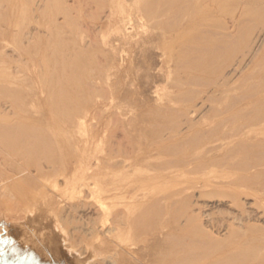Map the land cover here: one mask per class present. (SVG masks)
<instances>
[{"label":"rangeland","instance_id":"374dc122","mask_svg":"<svg viewBox=\"0 0 264 264\" xmlns=\"http://www.w3.org/2000/svg\"><path fill=\"white\" fill-rule=\"evenodd\" d=\"M18 1L19 12L17 11L16 13V19L17 27L19 28L13 27L11 34L6 36H3L0 32V81L4 83L12 81L18 87L17 91L11 96L10 94H3L0 97V116L5 118H0V122L11 124L10 129L19 130L23 133L26 132L23 126H29V129L26 127L25 129L30 130L31 132L28 131V133H32L33 137L37 139L29 155L32 154L31 157L35 158L33 160L34 164L37 161L36 164L40 167L44 169L47 167L45 170L57 167L58 164L54 161L62 153L59 150V145H65L67 142L77 143L79 140L81 141L79 142L80 145L87 141V147L83 152L84 158L90 156L94 161L95 159L100 160L107 157V155H112L117 161L118 159L119 161L123 159L122 161L125 162H118L121 165L126 164L124 165L125 167L113 169V172H111L112 167L106 166V164L102 165V172L111 176L106 182V187L115 188L118 195L117 198H113L110 192L101 191L97 204L108 206L113 200L116 203H121L125 199H132L130 196L133 199L134 196L140 198L143 196L145 207L140 211L135 207L132 211L136 213L135 215L145 220V226L127 233L128 236L123 233L121 234L122 236L112 238V241L105 244L109 245L105 254L98 256L102 260L89 256L82 248L90 244V233L88 230L86 231V226H88L86 222L92 220L95 214L89 212L90 215L87 213L88 215L83 216L76 213V209H74L75 212L72 210L69 215L64 210L71 202V205L73 204V200L78 195H86V190L87 194L92 191L95 192L103 183L90 179L87 182L91 186H81L79 189L76 188L77 190L75 191L72 189L74 191L72 193V190L67 189L69 187L63 186L64 177L61 173L62 171L58 170L55 174L50 173L46 177L45 175H37V179L34 176L32 181L25 183L23 189L16 188L11 184L12 182L3 185L1 183L3 178L13 174V162L15 161L16 163L17 159L15 158H17L18 152L11 149L9 142L6 144L4 135H2L4 139L0 135V264H90V261L92 264L97 261V264H100L101 261L102 264H109L108 261L113 262V264H119L123 262V258L124 264H157L159 259L163 263V261H166V257H172L171 253L175 255L173 257L180 261L183 260L182 258H186V260L178 264H186L185 261L187 262L191 259L188 264L193 262V264H264V180L262 179L264 178V172L252 179L255 183L243 187L244 189L240 187L243 190L240 188V190L238 188H219L218 186H209L202 183V181H206L211 182V184H220L239 173V171L236 172L232 168L231 170L230 167L225 165L215 167L203 157L209 145L220 144L224 141L230 142L243 137V134L238 135L231 132H237L241 128L246 129L249 116L247 114H244V116L237 114L236 110L239 108H247L249 110L251 105L246 102L250 98L246 99V97L250 92L259 93L264 88V38L259 41L258 50L251 54L253 56L245 57L243 64L239 68L240 70L227 74L229 75L228 84H231L228 91L222 94L220 92L215 93V97H212L213 101L211 99L204 101L201 110L204 116L202 120L197 122L196 129L185 140L186 145H182L177 152L173 149L170 153H164L159 156L158 149H162L161 145L153 140L156 135L170 131V124L183 121L181 119L184 118V115L181 114L184 108L194 105L199 107L202 104L201 102H203L207 90L206 80L213 77L215 69L219 73H228L229 71L225 68V65L238 57V55L241 56L240 54L244 50H247V47L251 44L250 39L264 26V0H251V4L244 6L245 11L240 17L238 9L234 6L231 8L230 4L226 2V6L229 8L226 14L218 15V19L216 17L212 18L211 21L213 22L211 23L210 20L198 22L200 24L197 23L196 26H199L200 29L199 27L197 29L194 25L192 38H189L188 35H179L177 38H173L175 41L169 39L168 36L179 28H183V25L188 27L189 24L187 22L183 23L181 19L185 21L183 17L191 13L189 11L195 4L194 0H145V5L149 7L148 10L145 11L143 16H138L127 25L125 29L118 28L113 22L108 23L105 18L108 14L107 8L97 4L96 1L92 2L91 0L88 6L86 3V7H84V4L80 10H75L71 8L72 5H69L70 3L73 4V0H48L47 9L53 4V6L60 4V6H63L64 2H66L69 5L68 13L66 12L68 19L65 23H61L64 20V13L57 14L56 17L58 19L55 22L49 18L48 10L43 15L40 11L33 13L29 11V3L24 4L21 0ZM147 1L151 3L152 7ZM1 4L0 15L6 9V5L4 3ZM216 5L218 4L215 3L212 8H215ZM153 6L155 7L153 8ZM169 7L170 9H168ZM252 7L253 9H251ZM158 9L160 12L157 11ZM158 12L159 14H155V16L154 13ZM174 12L176 13L175 15H173ZM164 13L170 15L167 18V22H165ZM231 15L240 18L239 30L236 32L237 42L235 44L230 45L228 43L229 45L227 44L226 47L227 42L225 40L212 41L205 36L211 31H218L222 25L230 27L231 18L229 17ZM150 16L151 18H147ZM243 17L246 19L243 20ZM31 18L36 21L34 27L35 40L28 43L24 38L30 27L29 21ZM146 18L148 19L147 21ZM152 18H157L156 20L162 18L159 27L155 26L153 22V24L151 23L150 20ZM57 23L61 25H56ZM217 24L219 25L217 26ZM228 30L231 31L232 28L230 27ZM88 31L91 33H88ZM84 32L87 33L85 34ZM114 36L121 37V44L118 42L115 44L116 47H111L108 44L109 38ZM163 36L167 39L166 43H163ZM89 40H91V45L88 43L90 42ZM78 44H85V47H83L85 55L78 58L68 56L66 54L67 51L74 45L79 46ZM236 46L237 48L235 49ZM255 48L257 49L256 46ZM183 51L184 54H182ZM218 53L224 55L221 60H217L214 57ZM248 57L250 58L249 61ZM113 61L114 63H111ZM216 65L217 67H214ZM82 66L83 69L86 68L85 71L91 72L86 74V71L84 73ZM73 67L77 69L75 70ZM89 67L90 69H88ZM14 69H17V71ZM78 69L82 71H78ZM74 70L76 73H73ZM260 80H262V83ZM262 93L264 92L262 91ZM84 103H90V106L91 104L93 105L91 106L90 114L88 113L83 119V125L75 124L70 126L62 122V117ZM76 104L78 105L77 107ZM207 105H210V107ZM227 108L230 110L226 112ZM28 116L31 117L29 118ZM224 117L226 118L225 120H223ZM219 120H222L221 124ZM222 123L225 124L226 135L224 137L213 135L220 129ZM238 125L242 126H239L240 128L237 130ZM32 128L35 129L33 130ZM254 128L255 131L258 130L260 132L258 136L263 135L264 125H257ZM199 132L201 134L209 133L214 138L212 137L209 144L199 142ZM85 139L86 141H84ZM88 147L89 149L87 150ZM205 147L207 148L205 149ZM125 149L129 150L126 151ZM125 151L130 153L128 154ZM195 154H197L196 158L193 159ZM180 156L186 160L184 167V164L177 162L176 158ZM125 157L127 158L124 159ZM241 157L242 151L237 148L232 158L240 159ZM166 162H168V165L172 163L171 165L173 166L168 167L164 164ZM162 166L163 168H160ZM129 169H132L130 170L132 174ZM124 170L125 173L123 174ZM230 170L232 173L235 170V174H231ZM161 172L165 173L167 178ZM171 172L175 180H171ZM229 175L230 177H228ZM161 176L165 177L161 178ZM166 179H169L167 180V182L169 181L168 183L165 182ZM182 180L184 183H182ZM126 188H129V190L133 188L129 191V195L126 194ZM76 192H79V194ZM234 200H240L241 208L237 209L232 206ZM78 201L76 199L74 203L77 204ZM75 204H73V207L76 206ZM28 206L31 207L28 208ZM24 209L25 211H23ZM190 210L194 211L193 214H198L200 210L205 214L198 216L192 223L184 224L183 214ZM246 210L250 212L251 220L249 224L254 229L252 231L245 230L244 233H234L232 228H228L234 216L233 214H243ZM20 215L22 219L19 218ZM109 219H112L110 214L105 216V218L101 216L96 219V223L99 227H106L112 222ZM196 223H200L199 226L205 229V234L214 241L206 242V239H203L202 236L200 238L198 235L195 237L200 242L197 241L194 245H183L182 236L189 232ZM80 225L81 227H78ZM165 225H170L172 228L168 231L167 237L159 231ZM74 226L75 228H73ZM173 228H176V230H173ZM75 229H77L76 232ZM81 230H85L87 234L85 231V235L82 234L83 231ZM163 230L164 233L165 231L167 232V229L164 228ZM153 234L159 236L163 245H151L150 237ZM71 238L74 240H71ZM83 243L84 245H82ZM142 246H145L143 251H141ZM216 249L217 256L229 260L224 259L218 263L207 262L208 254H213V250L215 252ZM126 250L130 252L127 253ZM86 255L87 257H85ZM204 255L206 256L205 258L203 257ZM238 261L239 263H237Z\"/></svg>","mask_w":264,"mask_h":264},{"label":"bare ground","instance_id":"6f19581e","mask_svg":"<svg viewBox=\"0 0 264 264\" xmlns=\"http://www.w3.org/2000/svg\"><path fill=\"white\" fill-rule=\"evenodd\" d=\"M47 1L48 0H21V2H24V4L26 3H29V11L30 12H38L40 11L43 14H45V11L48 10V16L51 20H54L55 22L57 21V17L56 15L57 14H61V13H64V17L62 20L61 23H65V21H67V9L69 7V5L71 6L72 5V9L74 8L75 10H80V8L85 4L84 7H86V3H87V6L88 4L91 2V0H73V4L70 3L69 5L66 4V2H64L65 4L63 6H51V7H48L47 9ZM95 2L103 7H106L107 10H108V14L105 16L106 20L108 23H111L113 22L114 24L117 25L118 28H123L125 29L127 25H129L131 22H133L138 16H143L145 14V11L148 10V6L145 5V0H115V1H111L110 0H92V2ZM195 1V4L192 6V9L191 13L189 14H186L185 17H183L185 19V21H183V19H181V21L184 23H188V27H184V25L182 26L183 28H179L177 31H175L172 35L168 36L169 39H171L172 41L174 40L173 38H177V36H182V35H188L189 38H192V30L194 29V25L195 27L196 24L198 22H207L208 20H210V23L213 22L211 21L212 18L216 17V19L219 18L220 15H224L226 14L227 12V9H229L227 6H226V2L230 4V7L233 8L236 7L238 9V15L240 17V15L245 11V7L246 5L248 4H251V0H194ZM254 1V0H253ZM257 1V0H255ZM18 0H0V6L2 5L1 3H4V5H6V9L4 10L3 14L0 15V32L3 36H6L8 34H11V31L13 29V27H17V19H16V13L18 11ZM149 3V1H147ZM170 2V1H169ZM171 3V2H170ZM218 4L215 6V8H212V6L214 7V5ZM59 4V3H58ZM258 4V3H257ZM263 4V3H262ZM49 5V4H48ZM55 5H57V3H55ZM68 5V6H67ZM149 5H151V3H149ZM154 5V4H153ZM254 5V3H253ZM252 5V6H253ZM256 5V4H255ZM261 5V4H260ZM259 5V6H260ZM146 6V7H145ZM169 6V5H168ZM171 6V5H170ZM226 6V7H225ZM257 6V5H256ZM91 7V6H90ZM102 7V8H103ZM152 7V5H151ZM150 7V8H151ZM155 6H153L154 8ZM174 7V6H173ZM70 8V9H71ZM92 8V7H91ZM95 8H96V5H95ZM175 8V7H174ZM2 9V6L1 8ZM83 9V8H82ZM170 9V7L168 8ZM253 9V7L251 8ZM73 10V11H75ZM184 10V9H183ZM255 10V9H254ZM253 10V11H254ZM82 11V10H81ZM80 11V12H81ZM157 11L160 12V10L158 9ZM174 11V10H173ZM19 12V11H18ZM39 12V14H40ZM67 12V13H66ZM76 12V11H75ZM83 12V11H82ZM152 12V11H151ZM150 12V13H151ZM154 12V11H153ZM158 13H154L155 14H159ZM166 13H168L167 11H165ZM237 12V11H236ZM252 12V11H251ZM70 13V12H69ZM84 13V12H83ZM107 13V12H106ZM105 13V14H106ZM149 13V14H150ZM178 13V12H177ZM188 13V12H187ZM235 13V12H234ZM233 13V14H234ZM249 13V12H248ZM253 13V12H252ZM256 13V11H255ZM254 13V14H255ZM258 13V11H257ZM147 14V12H146ZM165 14V13H164ZM176 13L174 12L173 15H175ZM232 14V15H233ZM246 14V13H245ZM244 14V15H245ZM63 15V14H62ZM172 15V16H173ZM180 15V14H178ZM184 15V14H183ZM219 15V16H218ZM229 17L231 18L230 20V27L232 28V30H228V28L230 27H227V26H224L222 25L220 27V29L218 30L217 26L219 24H217V28L216 30L218 31H211L209 32L207 35H205L209 40H225L227 43H226V47H227V44L229 43L230 45L232 44H235L237 42V39H236V32L237 30H239V26H240V18H236L237 17V14L235 13L234 15H236V17L232 16ZM252 15V14H251ZM260 15V14H259ZM36 16V15H35ZM60 16V15H58ZM149 16V15H148ZM156 16V15H155ZM170 15H166L165 14V22H167V18L169 17ZM218 16V17H217ZM261 16V15H260ZM160 17V15H159ZM175 17V16H173ZM177 17V16H176ZM222 17V16H221ZM228 17V16H226ZM35 18V17H34ZM34 18H31V20L29 21V24H30V27L29 29L27 30V32L25 33V38L26 41L28 43H31V42H34L33 40H35V32H34V27H35V22L34 21ZM147 18H151L150 17H147ZM146 18V21L148 20ZM228 18V19H229ZM244 18V17H243ZM259 18V17H258ZM261 18V17H260ZM157 19V18H156ZM156 19H151V23L153 22L155 26H158L161 24L160 19L159 20H156ZM173 19V18H172ZM225 19V18H224ZM246 18H244L243 20H245ZM168 20H171V19H168ZM220 20V19H219ZM242 20V19H241ZM242 20V21H243ZM54 21H52L53 23H55ZM176 21V20H175ZM149 22V21H148ZM220 22H222L220 20ZM22 23V22H21ZM67 23V22H66ZM78 23V22H77ZM150 23V22H149ZM148 23V24H149ZM150 23V24H151ZM152 23V24H153ZM176 23V22H175ZM60 23H57L56 25H58ZM171 24H173L171 22ZM200 24V23H198ZM203 24V23H202ZM246 24V23H245ZM22 25V24H21ZM53 25V24H52ZM61 25V24H60ZM80 25V24H79ZM88 25V24H87ZM169 25V24H168ZM86 26V25H85ZM171 26V25H169ZM52 27V26H51ZM89 27V26H87ZM154 27V26H153ZM173 27V26H172ZM176 27V26H175ZM199 27V26H198ZM197 27V29H198ZM19 28V27H17ZM56 28V27H55ZM81 28V27H80ZM79 28V29H80ZM214 28V27H213ZM212 28V29H213ZM78 29V30H79ZM88 29V28H86ZM195 29V30H197ZM200 29V27H199ZM85 30V29H84ZM207 31H209L208 29H205ZM17 31V30H16ZM77 31V30H76ZM194 31V30H193ZM204 31V30H203ZM40 32V31H39ZM70 32V31H69ZM202 32V30H201ZM241 32V31H240ZM257 32V31H256ZM49 33V32H48ZM56 33V32H55ZM85 33V32H84ZM87 33V32H86ZM85 33V34H86ZM88 33H91L88 31ZM153 33V32H152ZM151 33V34H152ZM157 33V32H156ZM60 35V34H59ZM89 35V34H88ZM93 36V35H92ZM58 37V36H57ZM90 37V36H89ZM195 37V36H194ZM23 38V37H22ZM86 38V37H85ZM91 40L92 37H90ZM89 38V39H90ZM241 38V36H240ZM264 38V26L261 27V29L258 31V33L252 37L250 39V42L251 44L249 45V47H247V50L243 53H241L238 57H236L235 59H233L232 61H229L226 65H225V68L228 69V73H219L217 71V69H213L214 70V73H213V77H211L209 80H206V95H205V98H203V102H201L202 104L199 106V107H196V105L192 106V107H187V108H184L182 110V114L181 115H184V118L181 119L183 121H181V123H172L170 124V131H168L167 133L163 134H159L158 136L156 135L155 136V142H157L158 144L161 145V148L162 149H158L159 150V156L163 155L164 153H170L171 150L174 149L175 152H177V150H180L182 145H186V139L188 138V136L196 129L195 126L197 125V122H199L200 120H202L203 118V114L201 112L202 110V106L204 104V101L207 100V99H212V97L214 98L215 97V93H226L228 91V88H229V85L231 84H228V76L227 74H231V73H234L236 71H238V69L241 67V65L243 64L242 62L244 61L245 57L246 56H253L251 54H254L253 52L258 50L259 48V41ZM48 39V38H47ZM163 39V43H166L167 42V39L165 36L162 37ZM168 39V40H169ZM61 40V39H60ZM71 40V39H69ZM87 40V39H86ZM91 40H89L90 42H88L89 44L91 43ZM120 40H121V37L120 36H114V37H111L109 38V46L111 47H116L115 44L116 43H120ZM241 40V39H240ZM75 41V40H74ZM170 41V40H169ZM175 41V40H174ZM24 42V41H23ZM71 42H73L71 40ZM79 42V41H78ZM218 42V41H217ZM241 42V41H240ZM87 43V44H88ZM223 43V41H222ZM26 44V43H25ZM88 44V45H89ZM121 44V43H120ZM228 44V45H229ZM238 44V43H237ZM24 45V43H23ZM79 45V44H78ZM91 45V44H90ZM89 45V46H90ZM94 45V44H93ZM25 46V45H24ZM235 46V45H234ZM255 46L257 47V49L255 48ZM263 46V45H262ZM32 47V46H31ZM83 47H85V44H80L79 46L77 45H74V47H72L70 50L67 51V55L72 57V58H78V57H83L85 55V52H84V49ZM161 47V46H160ZM219 47V46H218ZM225 47V48H226ZM26 48V47H25ZM179 48V47H178ZM216 48V47H215ZM224 48V49H225ZM237 48V46L235 47V49ZM15 49V48H14ZM88 49V48H87ZM163 49V48H162ZM187 50V49H186ZM198 50V49H197ZM262 50V49H261ZM260 50L261 54H262V51ZM174 51V50H173ZM189 51V50H187ZM15 52V51H14ZM91 52V51H90ZM89 52V53H90ZM181 52V51H180ZM190 52V51H189ZM235 52V51H234ZM4 53V52H3ZM12 53V52H11ZM174 53V52H173ZM216 53V52H215ZM179 54V53H177ZM184 54V51L183 53ZM181 54V55H182ZM232 54H233V51H232ZM9 55V54H8ZM7 55V56H8ZM51 55V53H50ZM209 55V54H208ZM97 56V55H96ZM173 56V55H172ZM259 56V55H258ZM65 57V56H64ZM101 57V56H100ZM194 57V56H193ZM203 57V56H202ZM201 57V58H202ZM217 60H221L224 55L221 54V53H218V54H215L214 56ZM229 57V56H228ZM11 58V57H10ZM69 58V57H68ZM96 58V57H95ZM199 58V57H198ZM247 58V57H246ZM249 58V57H248ZM22 59V58H21ZM66 59V58H65ZM104 59V58H103ZM213 59V58H212ZM226 59V58H225ZM77 60V59H76ZM75 60V61H76ZM81 60V59H80ZM79 60V62H80ZM114 60V59H113ZM250 60V58L248 59V61ZM17 61V60H16ZM15 61V62H16ZM70 61V60H69ZM68 61V62H69ZM115 61V60H114ZM111 62V63H114ZM187 61V60H186ZM200 61V60H199ZM215 61V60H214ZM246 61V62H248ZM255 62V60H253ZM253 61H251V63H253ZM71 62V61H70ZM105 62V61H104ZM119 62V60H118ZM178 62V61H177ZM77 63V62H76ZM103 63V62H101ZM117 63V61H116ZM115 63V64H116ZM184 63V62H183ZM216 63V62H215ZM1 64V63H0ZM72 64V63H71ZM83 64V63H82ZM200 64V62H199ZM208 64H209V61H208ZM245 64V63H244ZM25 65V64H24ZM211 65V64H210ZM213 65V64H212ZM215 65V64H214ZM218 65V64H217ZM214 66V67H217ZM16 66V64H15ZM124 66V65H123ZM203 66V65H202ZM87 67V66H85ZM110 67V66H109ZM108 67V68H109ZM125 67V66H124ZM1 68V67H0ZM14 68V67H13ZM75 67H73L74 69ZM81 68V67H80ZM97 68V67H96ZM94 68V69H96ZM126 68V67H125ZM204 68V67H203ZM243 68V66H242ZM77 68H75L76 70ZM82 69H83V66H82ZM86 68H84V73L87 71H85ZM90 69V67L88 68ZM93 69V68H92ZM110 69V68H109ZM124 69V68H123ZM226 69V70H227ZM15 71H17V69H14ZM73 71V73H76V71ZM82 71L81 69H78V71ZM205 70V69H204ZM225 70V71H226ZM240 70V69H239ZM211 71V70H210ZM263 71V70H262ZM72 72V71H71ZM89 71L86 72V74L88 73ZM91 72V71H90ZM89 72V73H90ZM0 73H1V69H0ZM71 74V73H70ZM4 75V74H3ZM10 75V74H9ZM75 75V74H74ZM78 75V74H77ZM26 76V75H25ZM81 76V75H80ZM79 76V77H80ZM88 76V75H86ZM85 76V77H86ZM97 76V75H96ZM92 77V76H90ZM47 78V77H46ZM99 78V77H98ZM199 78V77H198ZM202 78V77H201ZM205 79V78H204ZM74 80V79H73ZM76 80V79H75ZM78 80V79H77ZM201 81V80H200ZM261 83H262V80H260ZM3 82V81H2ZM0 81V97L3 95V94H7L11 96V94H13L14 92L17 91L18 87L16 86V84L12 81H7L6 83H2ZM190 82V81H189ZM67 83V82H66ZM89 83V82H88ZM204 83V81H203ZM191 84V83H190ZM198 84V83H197ZM92 85V84H90ZM182 86V85H181ZM28 89V88H27ZM203 90V89H202ZM262 91L264 92V88L261 89L259 91V93H255V91L253 92H250L249 95L246 97V99L250 98L246 103L251 105L250 106V109L247 110V108H239L238 110H236V113L237 114H241L244 116V114H247L249 117H248V124L246 125V129H239L241 126L238 125L237 127V132H231V133H234V134H238V135H241L243 134V137H240L238 139H235V140H232L230 142H223V143H220V144H212V145H209V147H205V149L207 148V152L206 154L204 155L203 159L205 160H208L209 163H211L213 166L215 167H218V166H222V165H225L227 167H230V169H235L236 172L239 171V173L229 179V180H226L220 184H211V182H206V181H202L203 184H207V185H213V186H218L219 188L220 187H226V188H229V189H234V188H240V187H245L247 185H251L252 183H255L252 179L256 178L259 174L263 173L264 172V133L263 135L261 136H258V130L255 131V128L254 126H257V125H264V93H262ZM201 92V91H200ZM229 94V93H228ZM82 95V94H81ZM80 95V96H81ZM226 95V94H225ZM221 96V95H220ZM241 96V95H240ZM241 97H244V96H241ZM240 97V98H241ZM218 98V97H217ZM82 99V98H81ZM187 100V99H186ZM236 100V99H235ZM77 101V100H76ZM83 101V100H82ZM92 101V99H91ZM215 101H216V98H215ZM12 102V101H11ZM211 102V101H210ZM6 103V102H5ZM8 103V102H7ZM31 103V102H30ZM207 103V102H206ZM229 103V102H228ZM198 104V103H197ZM210 104V103H209ZM7 105V104H6ZM12 105V104H11ZM10 105V106H11ZM70 105V104H69ZM93 104H91L92 106ZM233 105V104H232ZM2 106V105H1ZM78 105L76 104V107ZM90 106V103H84L82 104L81 106L79 105L74 111L72 112H68L64 117L61 118L62 122L63 123H66L67 125H70V126H73L75 124L77 125H81L84 121L83 119L87 116V114L90 112L91 110V107ZM97 106V105H96ZM99 106V105H98ZM210 107V105H207ZM4 107V106H3ZM6 107V106H5ZM238 107V106H237ZM244 107V106H243ZM228 110H230L229 108H227L225 111L227 112ZM11 111V110H9ZM67 111V110H66ZM218 111V110H217ZM224 111V110H222ZM224 111V113H226ZM221 112V111H220ZM219 113V112H218ZM15 114V113H14ZM30 114V113H29ZM90 114V113H89ZM31 115V114H30ZM89 116V115H88ZM234 116V114H233ZM29 117V116H28ZM31 117V116H30ZM29 117V118H30ZM179 117V116H178ZM177 117V118H178ZM207 117V116H206ZM1 119H3L1 116H0ZM228 118V117H227ZM5 119V118H4ZM60 119V118H59ZM226 118L224 117L223 120H225ZM247 119V118H246ZM220 121V124L222 122V120H219ZM84 124V123H83ZM82 124V125H83ZM11 125V124H10ZM9 124H7L6 122L3 123V122H0V135H4L5 136V142H7L6 144H8L9 142V146L12 147L11 149L12 150H16L18 153H17V159L16 160V163L15 161L13 162L14 163V171H13V174H11L10 176L8 177H5L3 178V180L1 181V183L4 185L8 182H12L11 184L13 186H15L16 188L18 189H23L24 188V185L25 183H29L30 181H32L34 179V176L37 177V175H48L50 173H54L57 172L58 170L59 171H62L61 173L63 174V186L64 187H69L67 189L69 190H77L79 189L81 186H85V185H88V186H91L87 181L90 180V179H93V180H96V181H101L103 183V185H99L100 187H98V189L95 190V192H89L87 194V190H86V195H78V197L76 198L78 201V203L80 202V204H75V200L74 199L73 201V204H75L76 208L73 207V204L71 205V203L69 205H67L65 207L66 212H68V214L70 215V212L74 209H76V213H79L80 215H86L87 213L89 214V212L94 213V217L92 220H89L87 223L88 226H86V231L88 230V232L90 233V244L89 246L87 245L86 247L84 246L83 251L85 253H87L89 256L91 257H97L99 259L102 260V258L98 257V256H101L103 253L105 254V252L107 251V247H109V245H105V244H108V242L112 241V238H117L119 237L121 234L123 233H130V232H133L134 229H138V228H143L145 226V220L140 217V216H137L135 215L136 213H133L132 209L136 207V209H138V211L142 210L144 207H145V199H143V196L142 198L140 197H136L134 196V199L132 196H130V198L132 199H129V200H124L122 201L121 203H116L115 200H113V202H111V204H109L108 206H101L99 204H97L98 200H99V194L101 191H107V192H110L111 193V196L113 198H117V195H118V192L116 191L115 188H111V187H106L107 184L106 182H108V180L110 179L111 176H109L108 173H105V172H102V165H105L106 166H109V167H112V171L113 172V169H117L118 167H121L120 169H122L123 167H125L124 165L126 164H123L121 165L120 163L121 162H125V161H122L118 159V162L114 157H112V153L110 154L111 156H108L105 157L104 159H95L94 161L92 160V157L90 158V156H86L85 158L83 157V152L84 150L86 149L87 147V141L86 139L84 141L86 142H82L83 145H80L79 142H81L79 140V142L77 143H71V142H67L65 145H59V150L60 152V156L58 157V159L56 161H54L55 163H57V167H54L52 168L51 170H45L43 167H40L39 165L33 163V159L31 155H29L30 151H31V148L32 146L34 145V142L37 140L36 137H33L32 133H28V130L29 129V126L27 127V125H25L26 128L28 129H25V127L23 126V129L24 131H26L25 133L21 132V131H16V130H12L10 129ZM30 125V124H29ZM76 125V126H77ZM160 125V124H159ZM158 125V126H159ZM172 125V127H171ZM18 126V125H17ZM16 126V127H17ZM220 129L217 130V132H215V134L213 135H216L217 137H224L227 133V131L224 130V126L225 124L222 123V125H220ZM240 126V127H239ZM36 127V126H35ZM77 127H80V126H77ZM31 128V127H30ZM168 128V127H166ZM198 128V127H197ZM33 129V128H32ZM35 129V128H34ZM33 129V130H34ZM42 129V128H41ZM74 129V128H73ZM234 129V128H233ZM206 130V129H205ZM207 131V130H206ZM225 131V132H224ZM231 131H234V130H231ZM31 132V131H30ZM161 132V131H160ZM208 132V131H207ZM199 138H200V141L199 142H206V143H210V140L212 139L213 135H209V133H206V134H201V132H199ZM204 133V132H202ZM229 133V131H228ZM0 136V137H1ZM36 136V135H35ZM215 136V137H216ZM229 136V135H228ZM3 137V136H2ZM71 137V136H70ZM214 138V137H213ZM4 139V137H3ZM49 139V138H48ZM47 139V140H48ZM92 139V138H91ZM90 140V139H89ZM215 140V139H214ZM42 141V140H41ZM71 141V140H70ZM90 142V141H89ZM94 142V141H93ZM213 142V141H212ZM115 143V142H114ZM4 144V143H3ZM38 144V143H37ZM44 144V143H43ZM91 144V143H90ZM53 145V144H52ZM190 145V144H189ZM188 145V146H189ZM45 146V145H44ZM159 146V145H158ZM9 147V148H10ZM157 148V147H156ZM184 148L187 149V147L184 146ZM189 148V147H188ZM237 148H240L241 151H242V157L239 159H233L232 157L234 156V151L237 149ZM4 149V148H3ZM47 149V148H46ZM89 149V147L87 148V150ZM185 149V150H186ZM124 150V149H123ZM126 151L129 150V149H125ZM131 150V149H130ZM199 150V149H198ZM121 151V150H120ZM125 151V152H126ZM173 151V152H174ZM206 151V150H205ZM28 152V154H26ZM172 152V153H173ZM201 152V151H200ZM8 153V152H7ZM128 153V152H126ZM130 153V152H129ZM128 153V154H129ZM115 154V153H114ZM198 154V153H197ZM195 154V157L193 156V159L196 158V155ZM236 154V153H235ZM120 155V154H119ZM123 155V153H122ZM127 155V154H126ZM174 155V154H173ZM199 155V154H198ZM105 156V155H104ZM124 156H125V153H124ZM241 156V155H240ZM127 157H125L124 159H126ZM186 158V157H185ZM121 159V158H120ZM177 159V162L179 164H184L183 167L185 166V163H186V160L180 156ZM127 161V160H126ZM146 161V159H145ZM189 161V160H188ZM193 161V160H191ZM200 161V160H199ZM198 161V162H199ZM194 162V161H193ZM197 162V161H196ZM204 162V161H202ZM207 162V161H206ZM168 162L164 163L166 164L168 167L169 166H173L171 165L172 163H170V165L167 164ZM42 164V163H41ZM52 164V163H51ZM193 164V163H192ZM47 165V164H46ZM188 165V164H186ZM199 165V164H198ZM210 165V164H209ZM165 166V165H164ZM197 166V165H196ZM211 166V165H210ZM49 167V165H48ZM207 167V166H206ZM33 168V169H32ZM50 168V167H49ZM160 168H163L160 167ZM194 168V167H193ZM104 169V168H103ZM106 169V168H105ZM174 169V168H173ZM178 169V168H177ZM179 169H181L179 167ZM224 169H226V167H224ZM231 169V170H232ZM132 170V169H129V171ZM137 170V169H136ZM185 170V169H184ZM219 170V169H218ZM222 170V169H221ZM229 170V169H228ZM227 170V172H228ZM230 170V171H231ZM233 170V173L231 171V174H235ZM107 171V170H105ZM127 171V170H126ZM161 171V170H160ZM163 171V169H162ZM170 171V169H169ZM109 172V171H108ZM123 172V171H122ZM134 172V171H133ZM167 172V171H166ZM117 173V172H116ZM125 173V170L123 172V174ZM131 173V171H130ZM135 173V172H134ZM133 173V174H134ZM122 174V173H121ZM122 174V176H123ZM128 175V173H126ZM132 174V173H131ZM159 174V173H158ZM161 174L165 175V173L161 172ZM172 174V172L170 173ZM230 174V175H231ZM57 175V173H56ZM61 175V174H60ZM169 175V174H168ZM182 175V174H181ZM230 175L228 177H230ZM166 176V175H165ZM165 176H161V178L165 177ZM174 175L172 174V178L171 180H175ZM263 176V175H261ZM44 177V176H43ZM126 177V176H125ZM171 177V176H170ZM180 177V176H179ZM183 177V175H182ZM167 178V176L165 177ZM38 179V177H37ZM264 180V178H262ZM261 179V180H262ZM46 181V179H44ZM117 180V179H116ZM167 180L169 179H166L163 180L165 182H167ZM205 180V179H204ZM39 181H41L39 179ZM180 181V180H179ZM111 182V181H110ZM117 182V181H115ZM169 182V181H168ZM167 182V183H168ZM261 182V181H260ZM88 183V184H87ZM120 183V182H118ZM117 183V184H118ZM123 183V182H122ZM179 183V182H178ZM182 183H184V181L182 180ZM10 184V185H11ZM1 185V184H0ZM29 185V184H28ZM34 185V184H33ZM109 186V185H108ZM119 186V184H118ZM205 186V185H204ZM71 187V189H70ZM75 188V189H74ZM77 188V189H76ZM240 188V189H242ZM40 189V188H39ZM120 189V188H119ZM133 189V188H131ZM131 189L129 190V188L126 192L127 195H129V191H131ZM237 189V190H238ZM239 189V190H240ZM244 189V188H243ZM242 189V190H243ZM41 190V189H40ZM68 190V191H69ZM72 190V191H73ZM125 190V191H126ZM143 190L145 191V189L143 188ZM247 190V189H245ZM253 190V189H252ZM251 190V191H252ZM22 191V190H20ZM33 191V190H32ZM42 191V190H41ZM71 191V192H72ZM74 191L72 193H74ZM137 191V190H136ZM250 191V190H249ZM81 192V191H79ZM79 192L77 194H79ZM84 192V191H83ZM106 192V193H107ZM247 192V191H245ZM82 193V192H81ZM83 193V194H85ZM123 193V192H122ZM243 193V192H242ZM248 193V192H247ZM246 194V193H245ZM253 194V193H252ZM244 195V194H243ZM251 195V194H250ZM254 195V194H253ZM126 196V195H125ZM208 196V195H207ZM231 196V195H230ZM38 197V196H37ZM121 197V196H120ZM127 197V196H126ZM227 197V196H226ZM125 198V197H124ZM228 198V197H227ZM240 199V197H238ZM12 200V199H11ZM135 200V201H134ZM155 200V199H154ZM240 201V200H239ZM238 200H234L233 201V207L234 208H241L242 204L239 203ZM12 202V201H10ZM18 202V201H17ZM120 202V200H119ZM29 203V202H27ZM67 203V202H66ZM16 205V203H15ZM27 205V204H25ZM31 205V204H29ZM18 207V206H17ZM31 207V206H28V208ZM15 208V207H14ZM24 208V207H23ZM22 208V209H23ZM21 209V210H22ZM62 210V209H61ZM60 210V211H61ZM198 210V209H196ZM245 210V209H244ZM25 211V209L23 210ZM30 211V210H29ZM63 211V212H64ZM74 211V212H75ZM59 212V211H58ZM62 212V211H61ZM137 212V211H136ZM193 210H190L188 211L186 214L184 213L183 216H184V224H188V223H192L193 221L196 220V218L198 216H201L202 214H205L204 212H202L201 210L198 212V214H193ZM243 212V211H242ZM20 213V212H19ZM25 213V212H23ZM229 213V212H228ZM233 213V212H232ZM22 214V213H21ZM65 214V213H64ZM87 214V215H88ZM111 215V218L112 219H109L110 221L112 220L111 224L109 225H106V222H105V225L106 227L104 226H98L97 223H96V219L99 218V217H104L107 216V215ZM237 214V213H236ZM233 214L234 216L232 217V220H231V224L230 226H228L229 229L232 228V231L234 233L236 232H242L244 233L245 230L246 231H252L254 228L252 225L249 224V221L251 220V215H250V212L249 211H244V213L242 214ZM61 215V214H60ZM90 215V214H89ZM144 215V214H143ZM212 215V214H211ZM232 215V214H231ZM256 215V214H255ZM76 216V214H75ZM82 216V217H83ZM208 216V215H207ZM88 217V216H87ZM21 218V215L20 217ZM60 218V217H59ZM84 218V217H83ZM175 218V217H174ZM227 218V217H226ZM22 219V218H21ZM213 219V218H212ZM72 220V219H71ZM208 220V219H207ZM211 220V219H210ZM209 220V221H210ZM74 221V220H72ZM206 221V220H205ZM182 222V223H183ZM218 222V221H217ZM78 223V222H77ZM181 223V224H182ZM62 224V223H61ZM82 224V223H81ZM200 224V223H199ZM198 223H196L194 225V227L189 231V232H186V234H184V236H182V239L181 240H184L183 242V245H189V244H192L194 245L195 242H200L199 239L197 240L195 236H202L203 239H206V242L208 241H214L213 239H211V237L207 234H205L204 230L205 229H202L200 226H199ZM202 224V223H201ZM209 224V223H208ZM221 224V223H220ZM224 224V223H223ZM100 225V224H99ZM203 225V224H202ZM60 226V224H59ZM62 226V225H61ZM220 226V225H219ZM222 226V225H221ZM78 227H81L78 226ZM84 227V225H83ZM82 227V229H83ZM260 227V226H259ZM75 228V226L73 227ZM85 228V227H84ZM167 229V232L165 231L164 233V230L163 229ZM225 228V226H224ZM78 229V228H77ZM75 229V232L76 230ZM171 226L170 225H165L164 227L162 226V228L159 229L160 233L164 236L167 237L168 235V231L171 230ZM178 229V227H177ZM73 230V229H72ZM173 230H176V228H173ZM74 231V230H73ZM83 231L82 234H84V231L85 230H81ZM80 231V233H81ZM85 231V232H86ZM74 232V233H75ZM78 233V231H77ZM76 233V234H77ZM87 234V232H86ZM238 234V233H237ZM85 235V234H84ZM122 236V235H121ZM128 236V235H127ZM173 236V235H172ZM175 236V235H174ZM85 237V236H84ZM87 237V236H86ZM83 238V237H82ZM88 238V237H87ZM171 238V236H170ZM201 238V237H200ZM229 238V237H228ZM84 239V238H83ZM151 241V245L153 244L154 246H157V245H161L162 244V240L159 238V236L157 235H152L150 237ZM166 239V238H165ZM186 239V241H185ZM71 240H74L71 238ZM167 240V239H166ZM165 240V241H166ZM179 240V238H178ZM85 241V240H84ZM88 241V243H89ZM126 241V240H125ZM174 241V240H173ZM176 241V240H175ZM69 242H73V241H69ZM114 242V241H113ZM148 243V241H146ZM171 242V241H170ZM217 242V241H216ZM77 244V242H75ZM74 243V245H75ZM112 243V242H111ZM110 243V244H111ZM115 243V242H114ZM144 245H145V241L143 242ZM177 243V242H176ZM175 243V244H176ZM202 243H204L202 241ZM70 244V243H69ZM86 244V242H85ZM122 244V243H121ZM181 244V243H180ZM206 244V243H205ZM71 245V244H70ZM73 245V246H74ZM81 245V244H80ZM84 245V243L82 244ZM81 245V246H82ZM163 245V244H162ZM178 246V243L176 244ZM200 245V243H199ZM198 245V246H199ZM69 246V245H67ZM76 246V245H75ZM119 246V245H118ZM175 246V245H174ZM173 246V247H174ZM196 246V245H195ZM127 247V246H126ZM125 247V248H126ZM144 247L145 246H142V250H144ZM172 247V248H173ZM219 247V246H218ZM74 248V247H73ZM76 248V247H75ZM80 248V247H79ZM79 248H78V252H79ZM129 248V246H128ZM126 248V249H128ZM171 248V249H172ZM182 248V247H181ZM180 248V249H181ZM72 249V248H71ZM77 249V248H76ZM203 249V248H202ZM214 249V247H213ZM244 249V248H243ZM68 250V249H67ZM179 250V249H178ZM194 250V249H193ZM245 250V249H244ZM77 251V250H76ZM127 253L130 252L129 250H126ZM168 251V250H167ZM171 251V250H169ZM174 251V250H173ZM196 251V250H195ZM217 249L213 250V254L207 256V262H210V263H218V262H222V260L224 259H227V258H222V257H219L216 255V252ZM82 252V251H80ZM139 252V251H138ZM206 252L208 253V251L206 250ZM74 253V252H73ZM84 253V254H85ZM169 253V252H168ZM192 254V252H190ZM194 253V252H193ZM200 253V251H199ZM210 253V252H209ZM259 253V252H258ZM75 254V253H74ZM170 254V253H169ZM175 254V253H174ZM187 254V253H186ZM196 254V253H195ZM202 254V253H201ZM200 254V255H201ZM53 255V254H52ZM164 255H167V254H164ZM162 255V256H164ZM172 255V257H166V261H163V263L160 262V259L158 260L157 264H178L180 263L181 261H184L186 260V258H182L183 260H179L177 259L176 257H173L175 255H173L172 253L170 254ZM84 256V255H83ZM135 256V255H134ZM156 256V255H155ZM154 256V257H155ZM192 257H194L193 255H191ZM197 256H199L197 254ZM82 257V256H81ZM87 257V255L85 256ZM178 257V256H177ZM204 258L206 257L205 255L203 256ZM201 257V258H203ZM84 258V257H83ZM106 258V257H105ZM109 258V257H108ZM179 258V257H178ZM104 259V258H103ZM191 259V258H189ZM198 259V258H196ZM253 259V257H252ZM91 260V259H90ZM89 260V261H90ZM111 260V259H110ZM188 260V259H187ZM192 260V259H191ZM191 260H188L187 262L185 261L186 264H188V262H190ZM229 260V259H227ZM251 260V259H250ZM105 262V259L103 260ZM113 261V260H112ZM122 261L124 262V258L122 259ZM194 261H195V258H194ZM197 261V260H196ZM232 261V260H231ZM77 262V261H76ZM98 262V261H97ZM97 262H95V264H97ZM100 262V261H99ZM109 264H113V262L111 261H108ZM122 262V263H123ZM233 262V261H232ZM246 262V260H245ZM250 262V261H249ZM90 264L91 261L89 262ZM122 263H119V264H122ZM183 263V262H182ZM194 263V262H193ZM191 263V264H193ZM239 263V261L237 262ZM244 263V262H243ZM247 263V262H246ZM102 264V261L101 263ZM124 264V263H123ZM184 264V263H183ZM190 264V263H189ZM240 264V263H239ZM242 264V263H241Z\"/></svg>","mask_w":264,"mask_h":264}]
</instances>
